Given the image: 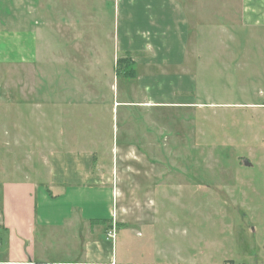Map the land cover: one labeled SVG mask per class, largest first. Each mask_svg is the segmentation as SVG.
<instances>
[{
    "label": "rangeland",
    "instance_id": "1",
    "mask_svg": "<svg viewBox=\"0 0 264 264\" xmlns=\"http://www.w3.org/2000/svg\"><path fill=\"white\" fill-rule=\"evenodd\" d=\"M183 1L191 4V0ZM28 3L39 10L37 16L33 10L32 21H40L41 60L36 64L38 72L24 81L19 112L4 109L18 102H12L7 80L0 78V90L5 89L6 95L5 100L0 96V108L4 114L15 115L7 116L0 126V183L32 177L46 187L52 149L66 153L93 148L109 171L114 162L118 164L114 146L119 148L129 139L138 141L143 130L156 131L146 125L142 111L128 116L121 105L114 106L113 93L105 84L100 86L105 91L87 95L84 81L75 77L81 69L78 59L84 57L76 44L82 43L89 52L86 42L89 45L91 38L95 42L97 35L98 50L102 45L105 55L104 70L114 72L116 83L121 80L123 70L114 59L118 0H81L87 40L78 37L74 24L62 38L57 31L49 32L48 0ZM16 4L25 10L27 3L19 6L17 0H0V24L18 26ZM76 5L77 0L70 1L71 12ZM255 6L264 7V0H195L189 12L195 49L201 54L196 62L195 109L189 110L191 114L167 112L168 121L160 129L163 157L157 159L159 152L148 151V163L154 165L148 167L143 160L140 167L161 171L162 178L151 173L148 191L131 190L125 197L129 214L125 219H162L135 221L131 228L113 220L119 249L181 248L188 258L194 257L195 264H264V23L250 24L256 17L264 21V15L260 11L255 15ZM48 36L63 44L56 55L67 58L65 63L49 61L44 48ZM6 67L10 66L2 65ZM51 99L58 103L52 105ZM190 115L195 117L194 124L187 123ZM174 135L179 136L176 142ZM111 198L101 199L111 206L112 217L113 212L119 215L121 198ZM67 199L74 201L77 196L69 194ZM141 200L147 205L139 212L134 206ZM157 232L163 238L147 240ZM169 258L170 264H182L175 256Z\"/></svg>",
    "mask_w": 264,
    "mask_h": 264
},
{
    "label": "crops",
    "instance_id": "2",
    "mask_svg": "<svg viewBox=\"0 0 264 264\" xmlns=\"http://www.w3.org/2000/svg\"><path fill=\"white\" fill-rule=\"evenodd\" d=\"M17 1L19 6L27 3L25 10L16 4L14 20L18 26L0 24V78L7 80L5 87L12 96V102H18L14 108L5 107L8 112L21 110L19 98L25 90L24 81L33 78L35 70L38 72L36 64L41 60L40 21L38 19L34 24L32 21L33 10L38 6L29 4L28 0ZM70 1L48 0V30L57 31L62 38L70 24H74L77 25L78 37L87 40L90 36L87 37L83 30L87 23L81 22V0H77L74 13L71 12ZM185 3L183 0H118L114 59L128 60L120 67L122 74L120 71L117 73V77H121L118 83L113 71L104 70L105 55H102V45L98 50L97 35L95 42L93 38L89 45L86 42L87 48L90 46L89 52L82 43L76 44L84 57L78 59L81 71L78 70L75 77L84 81L86 94L105 91L106 88H101L105 84L113 93L114 106L121 105L128 116L133 111H142L146 125L151 130L156 128V131L149 133L143 130L138 141H129L131 139L128 138L119 148L114 146L113 158L118 164L114 162L109 171L93 148L70 149L66 153L52 149L48 160L49 176L44 182L46 187L32 177L0 183V264H170V256H175V260L182 264H195L194 257L188 258L181 248L119 249L114 222L117 218V224L131 228L135 221L159 222L162 219L127 220L125 197L131 190L148 191L151 173L162 178L161 171H147L140 167L144 165L143 160L148 163V151L159 152L157 159L163 157L160 156L163 132L160 129L168 121L167 112L186 110L185 113L189 114V110L193 112L195 109V92L198 90L196 62L201 54L195 49L189 16L195 0H191V4ZM258 11L264 15V7L252 9L255 15ZM38 14L39 10L36 16ZM261 22L264 23L256 17L250 24ZM62 45H57L48 36L44 48H47L49 61L66 62L67 58L56 55V52H61L58 48ZM2 65L10 67L2 68ZM17 90L18 99L15 95ZM0 91L1 98L5 100V89ZM33 91L32 88L31 93ZM51 102L56 105L58 100L56 103V99H51ZM4 109L0 108V126L7 116H15L4 114ZM190 117L187 123L194 124L195 117ZM170 123L166 126L168 129ZM125 128L128 129V125ZM171 128L177 130L175 126ZM128 133L135 135L133 130H128ZM175 135L173 141L179 138L175 139ZM153 165L148 163V167ZM42 189L45 191L43 197ZM69 194L76 195L77 199L69 201ZM110 195L111 201L115 197L121 198L119 215L113 212L112 217L111 206L101 199H110ZM146 205L141 200L134 207L141 212L145 211ZM102 210L106 215L100 214ZM162 236V232L153 233L147 236V240L161 239Z\"/></svg>",
    "mask_w": 264,
    "mask_h": 264
},
{
    "label": "trees",
    "instance_id": "3",
    "mask_svg": "<svg viewBox=\"0 0 264 264\" xmlns=\"http://www.w3.org/2000/svg\"><path fill=\"white\" fill-rule=\"evenodd\" d=\"M128 60H125L124 58L117 59V65L118 67H121L122 65L126 64L124 62H127Z\"/></svg>",
    "mask_w": 264,
    "mask_h": 264
}]
</instances>
